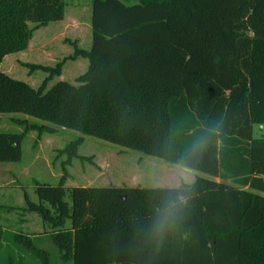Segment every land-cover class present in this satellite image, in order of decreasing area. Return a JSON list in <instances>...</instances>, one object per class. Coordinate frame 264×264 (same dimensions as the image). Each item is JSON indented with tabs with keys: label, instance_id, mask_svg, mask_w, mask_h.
Returning <instances> with one entry per match:
<instances>
[{
	"label": "trees",
	"instance_id": "trees-1",
	"mask_svg": "<svg viewBox=\"0 0 264 264\" xmlns=\"http://www.w3.org/2000/svg\"><path fill=\"white\" fill-rule=\"evenodd\" d=\"M66 7L0 0V114L211 179L141 189L68 188L64 177L57 187L37 184L38 203L25 195L24 207L0 208L37 216L63 264H264V136H253L264 126V0H92L91 49L74 42V55L55 68L30 66L54 78L68 60H87L76 85L47 90L48 78L34 89L3 73V60L62 21ZM23 138L0 134V163L22 160ZM80 143L66 147L70 159ZM169 205L175 219L160 233L158 210ZM40 237L0 226V256L27 250L50 264Z\"/></svg>",
	"mask_w": 264,
	"mask_h": 264
},
{
	"label": "rangeland",
	"instance_id": "rangeland-1",
	"mask_svg": "<svg viewBox=\"0 0 264 264\" xmlns=\"http://www.w3.org/2000/svg\"><path fill=\"white\" fill-rule=\"evenodd\" d=\"M33 27V26H32ZM92 0H67L64 19L35 32L29 48L22 53L7 56L1 71L14 80L39 89L49 78L42 70L30 66L55 68L58 63L74 55V42L89 51L92 46ZM84 59L68 60L60 77L49 78L47 90L58 82L76 85L88 69ZM48 124L22 114H0V134H23L22 160L18 163H0V207L22 208L25 195L38 203L37 184L57 187L64 178L68 188H177L191 185L196 178L208 175L170 164L164 160L124 149L75 131L54 128L40 132ZM264 126H255L253 136L259 139ZM76 140L81 143L78 156L70 159L66 147ZM66 168L65 175L64 169ZM0 226L8 231L41 236L35 245L50 255V264H63L58 249L45 235L48 231L37 216L21 210L0 208ZM6 245V244H5ZM16 254V255H15ZM11 253L5 248L0 261L7 263L14 257L16 264H41L34 253ZM71 264V263H67Z\"/></svg>",
	"mask_w": 264,
	"mask_h": 264
},
{
	"label": "clouds",
	"instance_id": "clouds-1",
	"mask_svg": "<svg viewBox=\"0 0 264 264\" xmlns=\"http://www.w3.org/2000/svg\"><path fill=\"white\" fill-rule=\"evenodd\" d=\"M174 219L175 214L172 207L170 205L165 206L163 209L158 210V219L154 227L158 232L162 233L165 226L171 223Z\"/></svg>",
	"mask_w": 264,
	"mask_h": 264
},
{
	"label": "crops",
	"instance_id": "crops-1",
	"mask_svg": "<svg viewBox=\"0 0 264 264\" xmlns=\"http://www.w3.org/2000/svg\"><path fill=\"white\" fill-rule=\"evenodd\" d=\"M263 136H264V134H263ZM216 181H217V182H220V180H219V179H216Z\"/></svg>",
	"mask_w": 264,
	"mask_h": 264
}]
</instances>
